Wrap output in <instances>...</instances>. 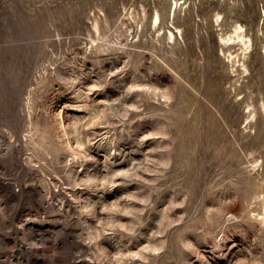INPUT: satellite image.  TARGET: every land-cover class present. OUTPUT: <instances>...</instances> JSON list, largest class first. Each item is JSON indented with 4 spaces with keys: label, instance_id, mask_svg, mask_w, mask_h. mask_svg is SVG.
<instances>
[{
    "label": "rangeland",
    "instance_id": "374dc122",
    "mask_svg": "<svg viewBox=\"0 0 264 264\" xmlns=\"http://www.w3.org/2000/svg\"><path fill=\"white\" fill-rule=\"evenodd\" d=\"M263 46L264 0H0V264H264Z\"/></svg>",
    "mask_w": 264,
    "mask_h": 264
},
{
    "label": "bare ground",
    "instance_id": "6f19581e",
    "mask_svg": "<svg viewBox=\"0 0 264 264\" xmlns=\"http://www.w3.org/2000/svg\"><path fill=\"white\" fill-rule=\"evenodd\" d=\"M175 4H176V1H175ZM156 23H159L158 14H156L153 17V20L151 21V24H156ZM218 25H220V23H218ZM168 37L171 38V40H173V41L175 40V36H174V34L171 31H169V36ZM219 40L221 42H223L224 44H226L228 47H234V46L235 47H239V48L243 47L244 48L243 49L244 56H246L247 53H249L250 50H251L250 49V38L244 32V28H243L241 23H237L236 22L235 24H233V27L230 30L228 35L220 34L219 35ZM263 48H264V46H263ZM231 55H233L232 52H229L228 56H231Z\"/></svg>",
    "mask_w": 264,
    "mask_h": 264
}]
</instances>
